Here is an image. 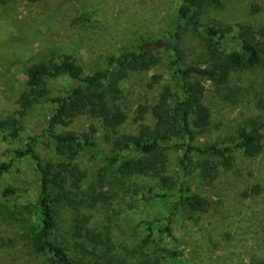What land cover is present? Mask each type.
<instances>
[{
  "label": "trees",
  "instance_id": "1",
  "mask_svg": "<svg viewBox=\"0 0 264 264\" xmlns=\"http://www.w3.org/2000/svg\"><path fill=\"white\" fill-rule=\"evenodd\" d=\"M206 1L181 0L172 32L163 40L176 55L181 100L174 99L169 87L163 88L150 108L139 105L137 118H143L147 112L152 122H142L133 132H120L129 113L118 102L117 93L103 87V82L115 72L118 81L134 67L148 68L154 62L151 43L112 55L104 68L94 72L87 71L63 50L27 67L26 89L18 98L17 116L0 118V141L10 155L9 160H0V180L15 163L29 156L38 172L39 186L31 200L13 202V206L8 202L17 196V187L6 182L1 188L0 195L7 202L2 215L8 229L0 235V264H178L184 249L169 247L170 241H177L178 220H188L195 226L200 216L213 210L209 214L211 223L214 222L211 225L230 221L233 226L235 215L226 204L199 189L218 185L223 175L235 171L237 159L264 154V94L251 95L248 90L256 87L255 79L264 68V33L250 24L242 25L239 48L222 50V33L213 25H201L198 19ZM198 25L205 33L201 37L203 65L184 68L179 40L189 26ZM190 72L196 74L193 81L188 76ZM64 76L73 85L61 94L52 81ZM207 82L217 92L229 91L233 95L229 99L231 104L243 100L252 113L245 125L235 131L233 145L198 143L199 134L207 130L212 118L211 107L205 101ZM46 103L55 105L44 129L45 135L53 137V156L43 158L35 148L38 136H24L22 132L34 109ZM82 116L90 119L85 130L58 131L59 125L68 127ZM175 146L183 150L181 163L189 174L198 177L197 183L190 184L187 179L169 173L167 153ZM98 148L109 150L106 163L90 173L81 152ZM143 177L154 178L156 185L139 180ZM261 187L259 182L246 187L242 196L257 195ZM139 191L141 198L135 200H146L149 205L156 201L160 208L154 216L141 217L133 229L134 242L127 241L119 238L120 219H131L127 215L131 213L141 215L140 205L129 203L127 195L133 197ZM251 206V214L242 213L240 224L249 223L241 229L245 234L255 231L264 247V223L250 224L248 218L257 213L264 219V203ZM64 212H69L64 223L67 233L59 239L56 234ZM208 233L213 245L216 246L212 239L215 236L220 250L238 256V245L222 243L213 230ZM248 264H264V255H253Z\"/></svg>",
  "mask_w": 264,
  "mask_h": 264
},
{
  "label": "rangeland",
  "instance_id": "2",
  "mask_svg": "<svg viewBox=\"0 0 264 264\" xmlns=\"http://www.w3.org/2000/svg\"><path fill=\"white\" fill-rule=\"evenodd\" d=\"M180 2L181 0H41L33 3L28 0H0V118L17 116L18 98L26 89L24 73L27 67L49 58L58 50L72 54L87 71L94 72L104 68L112 55L151 43L154 62L148 68L134 67L118 81V72H115L109 80L103 82V87L117 93L118 102L129 113V119L120 128V132L130 133L142 122L151 123L152 117L147 112L143 114V118H137L139 105L150 108L155 104L157 95L167 87L175 100L179 101L183 96L179 73L174 63L176 55L163 41L172 32L176 8ZM198 19L201 25H213L222 33V50L233 51L239 48L238 34L242 25L250 24L256 31L264 33V0H207ZM201 25L189 26L184 37L179 40L184 68L203 65L201 37L205 33ZM262 35L264 40V34ZM159 41H162L161 46L155 47ZM188 76L193 81L196 74L190 72ZM110 83L113 84L109 86ZM71 85L73 84L68 76L52 81V86L61 94ZM206 85L208 91L205 101L211 107L212 118L207 130L199 134L198 143L233 145L235 131L245 125L252 113H249V107L243 100L237 105L231 104L229 99L233 95H229V91L217 92L211 89L210 82ZM237 85L238 83L235 86ZM255 86L248 88L251 95L264 94V68L258 72ZM54 107L52 103L37 106L27 120L26 130L22 132L24 136H38L35 148L43 158L53 156V137L45 135L44 129ZM89 121L85 116L78 117L68 127L59 125L58 131L85 130ZM5 149L6 145L0 141V160L10 158ZM182 151L177 146L168 151V171L195 184L199 179L189 174L181 163ZM108 152L107 149H86L81 152V158L86 167L90 168V173H94L105 165ZM263 165L264 154L257 158H239L235 171L223 175L218 185L199 189L226 204L235 215V220L233 226L230 221H218L213 226L211 224L214 222L211 223L212 218L209 216L213 210L200 216L195 226L188 220H178L175 227L177 241L169 242L172 249H184L178 264H248L253 255H264L262 238L255 236L253 230V233L245 234L241 228L246 227L249 222L244 225L239 222L244 211L251 214V205L264 203ZM139 180L156 185L155 179L151 177ZM6 182L18 189L17 196L11 203L8 202L11 206L13 202L26 203L31 200L39 186V175L32 158L28 156L15 163L11 171L0 180V190ZM258 182L262 186L259 194L242 196L246 187L251 188ZM141 193L139 191L133 197L130 193L127 194L128 202L139 204L142 212L141 215L127 214L131 219H120L119 238L134 242L133 229L141 217L154 216L160 208L156 201L149 205L146 200H135L141 198ZM6 203L0 195V235L8 229L7 219L2 215L6 213L3 208ZM67 213L69 212L63 213V226L60 223L59 234H56L59 239H64L63 236L67 233V226L64 225L68 221ZM261 217L255 213L248 218L251 220L250 224L255 221L262 226L264 219ZM253 228L252 226L251 229ZM209 230L217 233L216 237L222 239V243L229 241L234 246L238 245V256L232 257L220 250L214 240L215 236L212 239L216 246L213 245L209 240Z\"/></svg>",
  "mask_w": 264,
  "mask_h": 264
},
{
  "label": "water",
  "instance_id": "3",
  "mask_svg": "<svg viewBox=\"0 0 264 264\" xmlns=\"http://www.w3.org/2000/svg\"><path fill=\"white\" fill-rule=\"evenodd\" d=\"M161 44H162V41H159V42H157L154 46L156 47V46H161Z\"/></svg>",
  "mask_w": 264,
  "mask_h": 264
}]
</instances>
